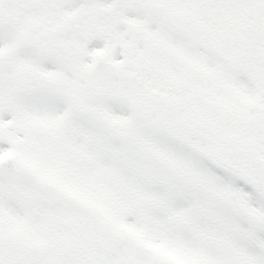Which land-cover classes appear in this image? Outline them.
<instances>
[{
    "label": "snow or ice",
    "instance_id": "snow-or-ice-1",
    "mask_svg": "<svg viewBox=\"0 0 264 264\" xmlns=\"http://www.w3.org/2000/svg\"><path fill=\"white\" fill-rule=\"evenodd\" d=\"M0 264H264V0H0Z\"/></svg>",
    "mask_w": 264,
    "mask_h": 264
}]
</instances>
